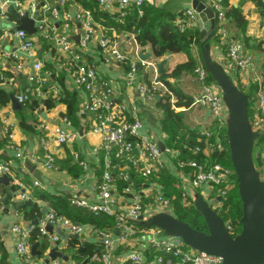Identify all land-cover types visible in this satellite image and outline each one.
Masks as SVG:
<instances>
[{
	"label": "built area",
	"instance_id": "2783aa9c",
	"mask_svg": "<svg viewBox=\"0 0 264 264\" xmlns=\"http://www.w3.org/2000/svg\"><path fill=\"white\" fill-rule=\"evenodd\" d=\"M39 1L43 3L42 6H38ZM60 1L61 3H65L66 0ZM198 1L204 6L209 7L214 13L218 26L217 35L228 46L226 57L229 66L240 73H245V71L252 69L254 57L244 50L242 43L231 38L229 32L225 29L222 1ZM96 3L98 9L102 12H108L117 3L119 7L118 14L122 17L125 15L128 7L132 5L140 7L142 0H96ZM12 7L20 15L24 11H27L30 18H33V13H36V32L41 33L44 38L54 39L60 46L61 52L71 56L73 64L66 66L65 69L72 76L74 84L86 95V98L78 108V116L80 118L89 115L96 117V123L91 126L90 132L101 137V149L105 152L106 156L104 171L96 186L98 201L96 203H89L86 199L72 197L69 198V204L79 209L88 210L95 216L105 215L108 218H112L114 225L110 230L96 231L99 245L97 251L88 257L87 260L96 264H117L114 259L115 246L113 243V230L117 229L116 239L118 243H127L128 239L134 241V238L139 236L146 240L147 245L157 252L154 264H221L222 259L219 256L194 250L185 245L180 237L165 236L162 230L154 226L144 228L137 226L147 215L152 216L159 212L171 215L173 213L169 199L164 196L162 186L151 182L147 185L148 196L144 195L146 186H143L142 189H137L131 182L129 170L132 167L144 177H150L152 174L155 175L159 169L165 167L162 158L163 153L169 156L174 155V153L166 147L161 150L156 141L145 136H140L139 131L143 125L137 118L134 109L132 112L124 102L117 101L115 89L108 83H101L99 81L95 66L78 62L81 59L80 52L82 51L83 53L95 37V21L91 13L85 10L78 14V18L81 20L80 40L79 44L74 46L65 34H57L51 25L49 15L56 19L57 11L51 10L48 0H28L26 5L23 3V0H14ZM0 14L6 21H11V26L15 28L14 37L16 39L15 50L11 53L1 51L0 40V65L4 60L12 61L14 71L24 75L29 84L21 93L14 94L16 101L21 105L32 99H45L49 94L58 99L61 93L59 89L52 88L49 91L50 93L48 91L44 92L46 76L43 74V63L40 60H35L29 64L21 60V55H34L35 49L32 39L24 30L18 29L19 25H17V22L13 21L6 12L0 11ZM138 14L141 15L142 11L139 10ZM176 24H178V28L181 31L186 29L196 30L199 27V16L193 8L186 9L183 19L177 20ZM65 27H68V24H65ZM98 46L101 49L104 65L112 66L120 65L124 62L128 63L129 69L125 74V81L127 85H132L138 68L120 50L115 37L101 38ZM140 64L145 70L154 68V71L157 72L152 62L144 60ZM194 73L202 85L200 91L192 96L191 106L208 108L212 116L219 121V125L226 127L228 111L221 89L215 84H205L206 72L201 65L195 68ZM157 91H160L161 94L168 93L160 81L139 83L137 85L138 100L144 104L154 101ZM170 102H174V97H171ZM174 109L175 111L179 110V108ZM251 109L252 115L249 121L252 131L258 134L256 141L259 139L264 140V90L262 88L256 93ZM62 123L65 127L56 126L53 130V135L58 145H63L75 137V133L69 131V127L71 126L69 118L64 116ZM1 127L3 136L15 151L17 158L22 161H37L35 155L29 154L22 147L14 145L15 124L12 120L8 118L4 119ZM202 135L204 136V145L210 148L211 143L209 139L211 138V134L203 132ZM42 145L44 146V143ZM214 146L218 150H223V146L219 140L214 141ZM44 150L43 166L49 170L55 169L54 156L47 150L46 146H44ZM93 152H98V148H94ZM198 152H200V149L197 147L194 153ZM113 154L121 160L122 164L118 165L119 168L116 169V174L113 173L114 166L110 159ZM262 158V164L256 169L259 172L260 179L264 181V154ZM76 161L82 169H86L87 164L84 161H79L77 157ZM182 165L184 164L179 163V167ZM187 165L194 169V173L192 176L182 175L180 185L182 196L185 199L187 197L191 199L189 195L190 191L203 188L212 191L213 196H211V192L200 196L206 197L211 203V208L220 216L221 207L228 198L229 192L233 187L237 186L234 170L220 163L210 164L207 169H205V165H200L195 161H189ZM3 175L8 176L17 188L15 197L17 201L22 203L33 201L31 194L26 191L25 184L14 176L11 165L0 162V176ZM117 179H122L126 183V186L122 189V197L117 195ZM32 186L42 187L39 181H33ZM147 197H150L151 202H144L143 198L147 199ZM3 210L4 207L0 204V211L2 212ZM223 222L227 233L231 237H235L237 232L234 226L231 225L229 220H223ZM56 226L67 229L68 233L75 237H80L85 233L86 229L83 224L58 214L54 208H48L45 214L33 222H28L26 225L14 224L11 227V232L16 236V253L25 264H44V259L34 260L30 248L31 244H29V237L34 232L41 238L50 235L51 242L55 244L59 241V237L50 233L47 228L51 227L53 229ZM50 262L48 263L63 264L58 259L51 260ZM123 262L131 264L145 263L140 251H132Z\"/></svg>",
	"mask_w": 264,
	"mask_h": 264
},
{
	"label": "crops",
	"instance_id": "0c3cea01",
	"mask_svg": "<svg viewBox=\"0 0 264 264\" xmlns=\"http://www.w3.org/2000/svg\"><path fill=\"white\" fill-rule=\"evenodd\" d=\"M13 1L14 0H0V11L6 12L9 16L13 17V15L8 11L9 7L12 6ZM194 1L195 0H142V5L148 4L153 7L163 8L167 12L173 14L176 18H182L184 17L186 9L193 8L192 6ZM228 1L233 7L240 8L242 14L245 16L248 22L246 36L251 39V45L258 43L259 41H264V16L260 15L257 6L253 2L247 0ZM27 2L28 0H23L25 5ZM38 4V6L43 5L41 1H39ZM48 5L51 6V10L54 9L57 11L56 19L52 16L50 17L48 14L51 25L54 27L57 34H65L72 41L74 46H77L78 44H76L73 40V37L76 35L80 36L81 20L78 18V14L85 11V9L74 3L72 0H66L65 3H61L60 0H48ZM118 8V4L115 3L113 7L108 10V12L104 13L119 16ZM205 8L211 10L207 6H205ZM33 15L36 17V13H33ZM204 15L208 21L207 23H199L198 33L200 43L193 46L190 50V54L194 60H196V64L201 65L206 69L203 60V56L206 55L215 66L222 69L226 75L232 79L234 84L243 93L248 94L256 83V91L258 92L262 88L260 80L261 61L256 55L255 49L246 50L248 54H251L254 57V65L252 69L245 71V73H240L239 71L232 69L228 64L226 57L227 51H225L224 47L217 42L212 26L207 28L205 31V27L210 26L209 22L212 18L208 16L207 12H204ZM12 20L16 21L17 25H19L16 18L13 17ZM65 24H68V27H65ZM11 25V21H6L0 14V40L2 52L11 53L15 50V28ZM36 25L37 23L35 22V26ZM94 26L96 30L95 37L89 44L88 48L83 53L82 51L80 52L81 59L78 62L95 66L99 81L101 83L106 82L115 89L117 101L124 102L132 112L134 109L137 118L143 125L139 131L140 136L153 139L156 141L158 146L162 144L165 148V134L161 131L160 124V120L162 118L161 111L155 105V101H150L144 104L138 100L137 85L143 82L152 83L154 81H159L158 78L161 74L158 72V65L161 62H163V73L169 74L177 65L184 64L188 61V54L180 52L165 54L162 57L156 58L149 46L140 47L136 43L132 33L123 32L116 34L113 29H109V31H111L109 34L107 33L108 30L102 28L96 21ZM202 33L204 34L202 35ZM37 35H39L42 40H39ZM230 36L232 37L231 34ZM29 37L34 43V55H21V60L29 64L33 63L35 60H40L43 63V74L46 76L44 89L48 92L51 91L52 88L62 91V88L65 87L70 91L76 92L79 101V108L86 98V95L74 84L72 76L69 75L68 71L65 69L66 66L73 64L71 56L61 52L60 46L54 41V39L44 38V36L39 32H36L34 35H29ZM104 37H115V41L117 42L120 50L135 64L141 62L140 57L147 56L145 61L152 62L157 72L154 71V68L145 70L143 67H140L137 69L138 71L133 84L127 85L125 81V74L127 71L125 70L123 64L107 66L103 63L101 49L98 46V42ZM47 65H51V67L47 68ZM173 81L176 87L188 96L197 94L202 85L194 73H183ZM28 86L29 84L25 79V76L14 71L12 61L4 60V62H1L0 89L5 90L8 94H18L25 90ZM19 111H21V108L19 110L13 109L11 100L7 105L0 106V137H4L1 127L2 121L6 118L12 120L15 124L13 139L14 145L22 147L24 151L29 154L35 155L37 157V161L32 162L30 160H20L16 157L15 151L7 142L5 147L0 151V162L11 165L14 176L25 184L26 191H28L33 198V201L31 202L36 203L40 207V213L44 207H52L48 202L35 199L33 196L36 192L66 197L68 201L69 198L74 197L86 199L89 203H96L98 201L96 186L100 180L102 172L104 171L106 163L105 152L101 149V137L90 132L91 126L96 123V117L93 115H89L84 118L78 117V122L76 124L70 120L71 126L69 127V131L75 133V137L73 140H70L63 145H58L55 141L53 130L56 126L65 127L62 123V118L66 113L65 104L57 103L55 107L50 110H40V112H37V124H35V131L27 132L19 127ZM178 111L182 112L183 123L186 126L193 130H197L198 133L209 132L213 136L214 141L219 140L224 148V151H228L226 134L222 133L223 127L219 125V121L212 116L208 108L190 106L189 108H179ZM221 135L223 136L221 137ZM42 143H44V146L47 147V150L55 158L56 168L53 170L46 169L42 164V159L45 154ZM94 148H98V152L94 153ZM210 150L211 149H209L208 146L204 145L202 149L203 156L210 157ZM76 157L79 161H84L87 164L86 169H82L80 167L76 161ZM172 157H174V155L169 156L168 154L163 153L162 158L165 163V168L169 170L168 172H170L171 175L179 182L182 179V173L173 164ZM110 159L112 165L114 166L113 173L115 174L117 172L116 169L119 168L118 165H122L121 160L114 154L111 155ZM199 164L203 165L200 162ZM1 178L2 176H0V204L3 205L4 210L2 212L0 211V264H25V262L19 258L16 253V236L11 232V227L14 224L26 225L28 222H33L35 219L39 218L40 213L34 220L26 218L25 213L28 212V210H18L15 206L22 203L17 201L15 198L17 188L11 181L8 185H5L1 182ZM33 181H39L42 187H33ZM116 187V190L118 191L117 195L122 197V190L119 189L117 182ZM235 187H233V189ZM142 188L143 186L140 187V189ZM144 190L145 193L143 194L148 196L147 186ZM162 190L164 191L163 187ZM7 191H11V196L9 197L8 203L3 204L1 199L6 196ZM207 192L212 193V191H208L205 188L190 191V200L193 201L194 197L198 196V194L199 196L206 195ZM202 198L207 201L209 206L211 205L210 201L206 197ZM31 202L29 204H31ZM160 213L162 212L157 214ZM152 216H145L144 219L137 224V226L139 228H144L145 223ZM83 225L86 229L85 233L80 237L71 236L67 229L60 226L54 227L52 229V233L53 235H57L59 237V241L53 244L51 242L50 235L39 238V242L41 239L42 241L49 243V247L45 251H40L38 244H31V247L36 245V251L41 253L40 256H33L34 260L38 261L40 259H44V264H50L51 260L49 261L50 263H45V260L47 259L50 247L55 246V250L57 252L67 257V261L56 258L61 260L63 264H82L88 258L82 260L75 253V248L73 246L70 248L69 244H72L71 240L73 238H77L79 240L80 246L83 247L81 249L82 252L85 249V243L96 246V249L99 245L98 237L96 235V231L99 229L95 230L93 226L88 224ZM113 234L115 263L125 264L127 262L123 261L126 256H128L132 251H140L145 261L144 264H154L157 252L149 247L146 240L142 237H135L134 241H132V239H128V242L123 244L117 242V233H115L114 230ZM86 264L96 263H92L88 260Z\"/></svg>",
	"mask_w": 264,
	"mask_h": 264
},
{
	"label": "trees",
	"instance_id": "16d2710c",
	"mask_svg": "<svg viewBox=\"0 0 264 264\" xmlns=\"http://www.w3.org/2000/svg\"><path fill=\"white\" fill-rule=\"evenodd\" d=\"M79 6H82L85 10H88L94 21L97 22L102 28L108 30L113 29L116 34L129 32L134 35L136 43L140 47L149 46L154 57L159 58L165 54L174 53H186L188 54V61L184 64L177 65L169 74L162 73L158 80L164 85L168 93L161 94L157 91L155 94V105L160 109L162 118L160 120L161 131L165 134V146L174 153L172 157L173 164L177 169L186 176H192L194 169L189 167L187 163L189 161H195L199 164L202 163L207 169L210 164L220 163L223 166L231 168V161L228 151L218 150L214 146V139L211 135L209 142L211 143V155L210 157H204L201 149L204 147V136L202 133H198L197 130H193L183 123V114L180 111H175L174 108H189L191 106L192 96L184 94L174 83V79L181 76L183 73H194L195 68L198 66L196 60L190 54V50L193 46L200 43L198 29L181 31L176 24L177 20L182 18H176L173 14L167 12L163 8L153 7L148 4H143L140 7L132 5L127 8L125 15L113 16L100 11L97 7V3L94 0H72ZM224 8V26L227 32L232 35V38L242 43L244 50L255 49L256 55L260 58V76L261 87L264 90V41L251 45V39L246 36V30L248 22L245 16L242 14L240 8L233 7L229 4L228 0H221ZM253 2L261 16H264L263 0H247ZM141 10L142 14L139 15L138 11ZM12 19L13 17L10 16ZM218 27V26H217ZM217 42L224 47L227 51V44L221 41L220 36L217 35V28L215 31ZM38 36V39L42 38ZM227 54V53H226ZM126 71L129 69L127 62L123 63ZM51 65H47L50 68ZM204 68V67H203ZM206 72L205 84L212 85L214 82L210 73L204 68ZM138 71V70H137ZM195 74V73H194ZM257 83L251 88L249 95L250 105L248 108L249 119L252 115V105L255 95L257 93ZM256 91V92H255ZM46 93V89H44ZM255 92V93H254ZM174 97V102L171 103L170 99ZM10 101L9 94L0 89V106L7 105ZM78 96L76 92L70 91L63 87L60 93V97L56 99L50 94L45 99H32L24 104H21V111L18 112L19 127L24 131H35L36 114L40 110H50L57 103H63L66 105L65 117L69 118L75 124L78 122ZM226 134V127H223V132ZM223 135H221L222 137ZM227 141V139H226ZM7 139L0 137V151L5 147ZM199 148L200 152L194 153L195 148ZM264 153V140L259 139L254 142V156L253 161L255 167L258 168L262 163V155ZM209 158V159H208ZM179 163H183L179 167ZM232 169V168H231ZM165 167L159 169V171L150 177H144L138 171H135L132 167L129 170L132 184L140 189L142 186H147L151 182H154L163 187L164 196L169 199L172 207L173 215L180 221L189 224L192 228L198 231H206V224L198 211L195 201H192L187 197L185 199L182 196L181 180L175 179L174 176L168 172ZM116 174V173H115ZM236 179V176H235ZM119 189H123L126 183L122 179L116 180ZM237 182V181H236ZM213 196V192L211 194ZM35 199H39L48 202L52 208H54L58 214L64 215L72 221L80 224H88L93 228L99 230L112 229L114 222L112 218H108L105 215H93L88 210L79 209L69 204L66 197L50 195L47 193L36 192L33 196ZM201 197V196H198ZM202 198V197H201ZM203 199V198H202ZM144 202H151L150 197L143 198ZM30 203V202H29ZM18 210H28L25 213L26 218L34 220L40 213V207L36 203L15 205ZM242 215V204L238 195L237 186L229 192V196L224 202L220 210V216L225 221H230L234 226L237 234L240 233L241 224L240 218ZM236 234V236H237ZM41 238L36 232L32 233L29 237V244H38L40 251H45L49 247V243L44 241L39 242ZM72 244H69L70 248H75V253L84 260L90 257L95 251L96 246L91 244H84L83 248L80 246V242L77 238L71 240ZM125 264H130L129 262Z\"/></svg>",
	"mask_w": 264,
	"mask_h": 264
},
{
	"label": "water",
	"instance_id": "95a60500",
	"mask_svg": "<svg viewBox=\"0 0 264 264\" xmlns=\"http://www.w3.org/2000/svg\"><path fill=\"white\" fill-rule=\"evenodd\" d=\"M192 7L199 16L200 24L207 23L208 20L204 12L208 13L212 19L209 22L210 26L205 27V31L212 26L214 33L217 22L212 10L206 9L198 0L193 2ZM8 11L18 21V29L24 30L28 35L36 34V17L30 18L27 11L20 15L12 6ZM73 40L79 44L80 36L76 35ZM145 59L147 56L140 57L141 61ZM203 60L206 70L214 79L216 86L221 89L229 111L226 138L231 165L236 176L238 195L242 204L240 233L231 237L225 229L222 218L201 197L195 201V205L205 221V232L198 231L189 224L178 220L174 215L166 213L153 215L144 226L157 227L162 230L165 236L180 237L185 245L194 250L219 256L222 259L221 264H264V181L260 179L253 161L254 142L258 138V134L252 131L249 121V96L243 93L222 69L215 66L208 56L204 55ZM162 66L163 62L158 65L160 74L164 72ZM136 67L140 68L141 64L137 63ZM9 97L13 109L19 110L21 105L16 101L14 94H9ZM159 148L163 150L164 147L160 144ZM10 180L6 175L1 178V182L5 185H8ZM10 196L11 191H7L1 202L7 204ZM25 204H29V202H25ZM47 211L48 208L44 207L39 217ZM47 230L52 233L51 227H48ZM114 232L117 233V229H114ZM31 253L33 256L41 255L36 251V245L31 247ZM56 258L67 261V257L51 246L45 263ZM87 262L88 260H85L82 264Z\"/></svg>",
	"mask_w": 264,
	"mask_h": 264
},
{
	"label": "rangeland",
	"instance_id": "374dc122",
	"mask_svg": "<svg viewBox=\"0 0 264 264\" xmlns=\"http://www.w3.org/2000/svg\"><path fill=\"white\" fill-rule=\"evenodd\" d=\"M232 38V37H231ZM232 169H233V167H232V165L230 166ZM198 196H199V194H198ZM198 196H195V198L196 199H194L193 201H196L199 197ZM204 200V199H203Z\"/></svg>",
	"mask_w": 264,
	"mask_h": 264
}]
</instances>
